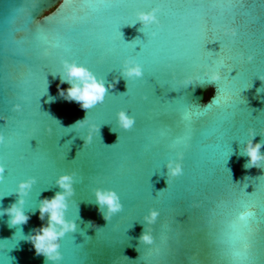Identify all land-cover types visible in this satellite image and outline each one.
Masks as SVG:
<instances>
[{"label":"water","instance_id":"1","mask_svg":"<svg viewBox=\"0 0 264 264\" xmlns=\"http://www.w3.org/2000/svg\"><path fill=\"white\" fill-rule=\"evenodd\" d=\"M60 6L0 0V117L7 118L0 120V213L16 202L20 181L36 179L23 197L26 224L9 227L0 214V264H51L25 238L47 223L40 203L61 191L56 179L70 172L74 195L65 218L78 227L60 240L59 264H264V162L246 168L244 155L249 129L253 143L264 142V0ZM153 7L160 27H142L136 13ZM44 14L53 15L40 21ZM228 27L236 37L224 34ZM64 59L106 86L119 83L86 113L59 95L69 87L61 84ZM125 59L141 65L142 78L121 76ZM212 72L221 75L215 85L207 80ZM189 76L199 79L185 86ZM209 89H217L215 103L204 106ZM120 110L135 117L131 130L118 127ZM85 117L87 124L73 126ZM92 123L100 134L84 145ZM178 152L183 174L167 182L165 166ZM96 188L116 191L123 204L110 222L95 203ZM149 209L160 215L154 244L146 246L138 238Z\"/></svg>","mask_w":264,"mask_h":264},{"label":"clouds","instance_id":"2","mask_svg":"<svg viewBox=\"0 0 264 264\" xmlns=\"http://www.w3.org/2000/svg\"><path fill=\"white\" fill-rule=\"evenodd\" d=\"M65 4V0H61V7ZM58 9V10H59ZM57 10V11H58ZM56 11V12H57ZM54 12V13H56ZM160 12L159 7H153L149 11H139L136 13V20L141 24L142 27H149L155 25L160 27V20L158 19V13ZM53 13V14H54ZM50 15H43L40 17V21H47ZM224 34L230 37H236L237 30L235 27H228L224 29ZM153 37L156 36V32H152ZM253 56L249 55L247 61L251 62ZM64 69V76L67 77L65 80L61 77V84L67 83L69 87L67 89H59V95L67 101H74L79 104L80 108L86 113L88 110L94 108L96 105L104 102L105 96L110 89L115 88L116 84L119 83L120 78H114L111 83L105 85L103 79H98L88 68L76 63L75 61H69L64 59L61 61ZM207 76L208 74L205 73ZM121 76L126 79H139L143 77V70L140 64L134 59H125L123 61ZM199 77L189 76L185 78L183 84L190 86L194 81L198 80ZM221 75L219 72H212L208 76L209 85H215L216 82L220 81ZM264 81V77L259 78ZM59 87V86H58ZM208 101L204 106H208L209 103H215L216 92L213 93L211 89L207 92ZM206 96V95H205ZM12 110L19 112L21 111V105L19 103L12 105ZM117 125L124 131L131 130L135 124V117L129 115L127 111L120 110L117 112ZM0 120H7L6 117H0ZM88 123L87 117L83 120L77 121L73 126L83 127ZM99 125L92 123L88 125L87 134L81 139L84 141V145H88L92 142L94 135L100 134ZM48 133L52 132L51 128L46 130ZM249 135L252 139H249L244 147V155L248 158L245 164L246 168H261V162H264V153H261V148L264 147V142L253 143L255 138V131L249 129ZM5 143V136L0 133V144ZM183 153L178 152L175 160H169L166 164V177L167 182L172 178L181 176L183 174ZM5 167L0 165V181H3L5 174ZM76 173L70 172L60 175L56 179V185L61 189L52 198H45L41 201L39 206V219L44 221L47 216V223L42 224L38 229H34L32 234H29L25 239L30 242L35 249L36 255H42L46 261L51 264H59L63 259L62 253L60 252V240L65 237L67 233H75L77 231V224L75 221H70L65 218V212L67 210V197L74 195L73 177ZM36 183L35 177H29L25 180L20 181L17 184L15 194L17 200L10 207L3 209L2 213L9 217V227H15L18 225H24L28 222L29 216L25 214L23 205L25 203L24 196L31 190L33 184ZM95 203L98 206L102 218L110 222L112 217L123 210V204L121 203L119 195L112 189L96 188L94 190ZM160 213L157 209H149L147 215L143 216L145 224L144 230L138 238L139 244L151 246L154 244L153 228L152 226L156 223ZM243 215V213L241 214ZM89 228L97 229L96 225L89 221ZM157 253L159 249L156 250Z\"/></svg>","mask_w":264,"mask_h":264},{"label":"trees","instance_id":"3","mask_svg":"<svg viewBox=\"0 0 264 264\" xmlns=\"http://www.w3.org/2000/svg\"><path fill=\"white\" fill-rule=\"evenodd\" d=\"M205 95H206L205 97L207 98L208 97L207 93H205Z\"/></svg>","mask_w":264,"mask_h":264}]
</instances>
